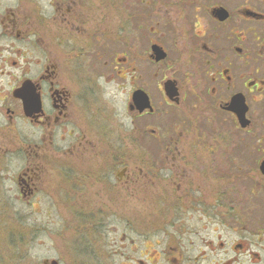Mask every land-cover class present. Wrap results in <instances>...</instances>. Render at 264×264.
I'll return each instance as SVG.
<instances>
[{
	"label": "flooded vegetation",
	"instance_id": "flooded-vegetation-1",
	"mask_svg": "<svg viewBox=\"0 0 264 264\" xmlns=\"http://www.w3.org/2000/svg\"><path fill=\"white\" fill-rule=\"evenodd\" d=\"M0 78L19 195L81 229L49 261L264 264V0H0Z\"/></svg>",
	"mask_w": 264,
	"mask_h": 264
},
{
	"label": "rangeland",
	"instance_id": "rangeland-1",
	"mask_svg": "<svg viewBox=\"0 0 264 264\" xmlns=\"http://www.w3.org/2000/svg\"><path fill=\"white\" fill-rule=\"evenodd\" d=\"M0 87L8 88L7 78H0ZM101 96H107V100L110 101L109 94L105 96L104 92ZM123 99L124 97L116 96L114 106L115 109L117 108V113L115 117L119 122V136L127 138L129 129L121 125V122L125 120ZM91 103L93 106L101 104L97 97H94ZM102 117L104 127L109 129V131L112 130L113 117L110 114H103ZM20 130V124L9 125L7 122L4 124L0 116V264H43V261L48 258H63L69 256L71 252L78 254L77 248L73 246V243L81 239L79 236L81 229H78L76 224L78 223L77 217L67 216L62 213L61 209L48 207V203L46 202L45 204L38 197H35L28 204L19 195L20 185H18L17 174L23 169L26 156L21 149L25 144L20 143L23 136ZM144 134L143 127H140L139 134H135L137 138L135 146L137 153H150L151 151L159 150L158 144L156 145L154 141L151 143L150 140V143H148L144 140ZM129 138H133L131 129ZM128 139L124 142V148L127 153L130 150ZM49 140L46 137L41 142L42 144L49 143ZM131 148L133 149L132 145ZM51 163L54 173L57 172L55 162L53 164L51 161ZM48 167L49 170H44L46 176H54L55 174L51 172L52 167ZM108 196L106 198L109 201L119 204L118 195L109 193ZM99 198L94 197L93 199L95 201ZM256 216L260 218L264 214ZM115 235L117 234L112 233L111 237ZM121 260L120 256L114 255L105 258L101 256L60 260V264H118L121 263ZM243 260V264H252L247 258Z\"/></svg>",
	"mask_w": 264,
	"mask_h": 264
},
{
	"label": "water",
	"instance_id": "water-1",
	"mask_svg": "<svg viewBox=\"0 0 264 264\" xmlns=\"http://www.w3.org/2000/svg\"><path fill=\"white\" fill-rule=\"evenodd\" d=\"M262 169L264 170V163L262 165ZM43 264H59V262L56 260L49 261L48 259L47 261L43 262Z\"/></svg>",
	"mask_w": 264,
	"mask_h": 264
}]
</instances>
